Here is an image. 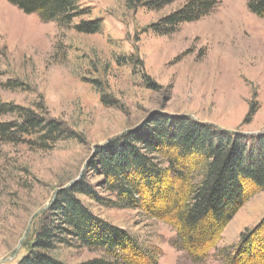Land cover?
<instances>
[{
  "label": "rangeland",
  "instance_id": "1",
  "mask_svg": "<svg viewBox=\"0 0 264 264\" xmlns=\"http://www.w3.org/2000/svg\"><path fill=\"white\" fill-rule=\"evenodd\" d=\"M187 1L148 10L126 0H78L89 12L82 19L102 22L98 33L84 34L0 0L1 104L59 120L77 135L52 147L33 136L0 141V264H18L28 254L41 222H56L48 208L57 192L79 179L102 199L78 195L80 202L152 249L157 264H223L218 250L237 244L264 216V190H252L216 249L193 263L173 246V226L140 207L113 203L116 195L93 169L97 147L156 113L211 124L242 136L249 147L264 136V18L251 13L245 0H219L211 14L173 34L152 33L151 24ZM0 122L19 119L5 113ZM66 240L50 252L64 263L104 254Z\"/></svg>",
  "mask_w": 264,
  "mask_h": 264
},
{
  "label": "trees",
  "instance_id": "2",
  "mask_svg": "<svg viewBox=\"0 0 264 264\" xmlns=\"http://www.w3.org/2000/svg\"><path fill=\"white\" fill-rule=\"evenodd\" d=\"M7 1L24 14H35L43 22H55L59 27L73 26L84 34L101 30L100 19H82L89 12L78 0ZM174 1L126 0V4L158 10ZM218 3L188 0L149 28L154 34H173L181 24L211 14ZM245 3L251 13L264 18V0ZM77 18L79 21L73 24ZM5 113H16L19 119L14 124L0 122V141L5 143L33 136L38 145L52 147L77 136L59 120L0 102V115ZM96 149L93 169L103 177L104 188L116 195L113 203L140 207L149 216L173 226V246L193 263L204 262L216 249L223 229L252 190H264V136L257 138L255 147H249L242 136L211 124L156 113L143 125ZM78 195L102 200L82 179L58 191L48 208L56 222H41L33 233L28 254L18 264H67L50 253L66 239L75 240L89 251L104 253L77 264H157L152 249L94 216ZM218 251L223 264H264V216L240 234L237 244Z\"/></svg>",
  "mask_w": 264,
  "mask_h": 264
}]
</instances>
